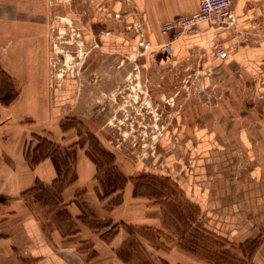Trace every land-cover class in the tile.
Returning <instances> with one entry per match:
<instances>
[{"label":"rangeland","instance_id":"obj_1","mask_svg":"<svg viewBox=\"0 0 264 264\" xmlns=\"http://www.w3.org/2000/svg\"><path fill=\"white\" fill-rule=\"evenodd\" d=\"M117 3L0 0V56L40 81L60 126L88 145L106 192L131 176L163 203L162 229L137 228L134 239L175 243L208 264H264V71L150 65L145 23L119 19ZM258 5L255 33L239 46L264 42ZM134 28L136 38L116 37ZM9 77L0 71L6 99ZM194 179L212 183L206 207L188 195ZM134 249L132 263L149 264Z\"/></svg>","mask_w":264,"mask_h":264},{"label":"crops","instance_id":"obj_2","mask_svg":"<svg viewBox=\"0 0 264 264\" xmlns=\"http://www.w3.org/2000/svg\"><path fill=\"white\" fill-rule=\"evenodd\" d=\"M260 1L237 0V26L214 29L202 22L170 50L163 48L170 37L162 28L197 12L198 0H118L113 11L129 25L145 23L150 65L189 63L225 71L243 67L258 75L264 71V42L254 40L244 47L239 43L240 35H254L256 20L263 15ZM127 6L130 13L124 17ZM123 32L116 37L137 36L135 28ZM218 46L226 49V56L215 55ZM0 59L1 70L12 76L15 96L8 102L0 94V264H134V246L149 264H208L175 243L163 249L145 235L134 239L137 228L162 229L163 203L140 194L131 176L122 187L113 184L106 192L88 145L75 139L73 127L60 126L61 111L40 94V81L26 79L25 70L9 68L7 58ZM204 183L190 180V191L187 188L188 195L201 198L206 207L212 183Z\"/></svg>","mask_w":264,"mask_h":264},{"label":"built area","instance_id":"obj_3","mask_svg":"<svg viewBox=\"0 0 264 264\" xmlns=\"http://www.w3.org/2000/svg\"><path fill=\"white\" fill-rule=\"evenodd\" d=\"M198 4L197 12L177 17L164 25L163 34L170 37V42L163 45L164 49L170 50L171 44L181 36L195 33L202 22L208 23L214 29H231L237 26L234 0H198ZM226 53L222 46L216 47V56L222 58Z\"/></svg>","mask_w":264,"mask_h":264},{"label":"trees","instance_id":"obj_4","mask_svg":"<svg viewBox=\"0 0 264 264\" xmlns=\"http://www.w3.org/2000/svg\"><path fill=\"white\" fill-rule=\"evenodd\" d=\"M0 71H1V73L4 74L7 78H9V77L6 75V73L3 72V71L1 70V68H0ZM14 97H15V96H13V97H11V98L9 97L7 101H8V102L11 101ZM7 101H6V102H7Z\"/></svg>","mask_w":264,"mask_h":264}]
</instances>
